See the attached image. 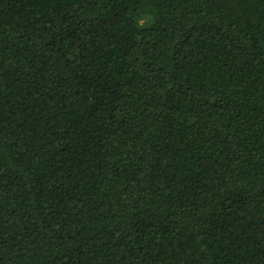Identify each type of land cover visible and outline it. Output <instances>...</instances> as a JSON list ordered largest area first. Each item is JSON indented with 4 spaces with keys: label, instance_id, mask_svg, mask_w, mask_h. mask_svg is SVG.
<instances>
[{
    "label": "trees",
    "instance_id": "obj_1",
    "mask_svg": "<svg viewBox=\"0 0 264 264\" xmlns=\"http://www.w3.org/2000/svg\"><path fill=\"white\" fill-rule=\"evenodd\" d=\"M0 264H264V0H0Z\"/></svg>",
    "mask_w": 264,
    "mask_h": 264
}]
</instances>
